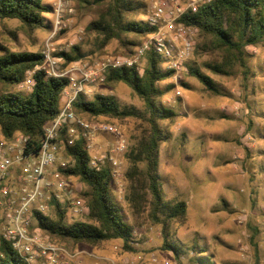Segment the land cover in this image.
Returning a JSON list of instances; mask_svg holds the SVG:
<instances>
[{"label":"rangeland","instance_id":"obj_1","mask_svg":"<svg viewBox=\"0 0 264 264\" xmlns=\"http://www.w3.org/2000/svg\"><path fill=\"white\" fill-rule=\"evenodd\" d=\"M80 1L47 0L54 14L47 15L49 25L43 29L29 30L17 20H0V46L43 54L49 47L53 56L74 46L86 53L94 51V39L85 29L96 16L84 11ZM154 1L145 0L146 9L140 11L139 21H148ZM182 1L204 4L203 0ZM59 5L64 9L60 21L55 12ZM247 50V70L237 66L231 76L213 74L205 63L216 56L196 54L194 50L188 65H196L209 75L217 84L219 95L206 90L188 71L169 80L176 88L163 101L180 116L168 124L172 139L161 146L158 173L165 198L188 204L186 219L170 227L173 240L182 248L181 255L165 250L162 226L153 224L146 214H134L127 201L128 153L145 123L133 118L103 119L102 122L117 125L129 144L128 151L121 156L123 176L115 181L113 193L133 226L136 252L125 250L118 240L98 246L62 243L59 246L77 256L61 257L59 264H200L199 257L203 255L216 264H264V44ZM101 53L122 55L115 41ZM142 65L146 67L147 59ZM20 85L16 91L32 90ZM94 90L86 100H93L97 94L113 96L122 108L147 115L144 102L123 83L97 85ZM84 116L81 115L86 119ZM115 140L112 135H97L93 140L95 150L109 151ZM74 184L81 185L79 181ZM84 219L68 214L67 221Z\"/></svg>","mask_w":264,"mask_h":264},{"label":"trees","instance_id":"obj_2","mask_svg":"<svg viewBox=\"0 0 264 264\" xmlns=\"http://www.w3.org/2000/svg\"><path fill=\"white\" fill-rule=\"evenodd\" d=\"M46 1L0 0V20H17L29 30L43 29L49 25L47 15L54 14L53 6ZM80 4L84 11L96 16L85 29L86 34L94 39L95 50L86 53L80 46H74L68 52L54 55L63 59L65 67L94 59L93 55H100L97 58L104 56L101 52L114 41L122 53L116 56H130L146 37L156 31L147 21L137 19L140 11L146 9L145 0H81ZM181 22L197 30L196 54L216 56L205 63V68L215 75H234L237 66L247 70V49L264 44V0H212L199 5L195 13L184 14ZM0 51V133L5 139L16 135L27 137L28 148L36 152L44 136V127L60 112L68 80L46 76L42 69L45 63L43 53L13 51L4 46H0ZM146 59L143 74L136 68L111 70L106 74L105 84L127 85L144 102L147 115L122 108L116 98L101 94L91 101L84 95L79 96L74 109L79 116L86 115L90 122L133 118L145 123L128 153L127 201L134 214H146L149 221L162 226L165 250L180 256L182 248L173 240L170 227L174 222L186 219L188 204L165 198L158 173L161 146L172 139L168 124L180 116L163 101L176 88L169 83L174 73L163 68L164 61L159 55L151 52ZM188 66L190 77L196 78L209 92L220 94L209 75L196 65ZM29 72H33L34 82L30 93L16 91ZM183 86L191 89L188 83ZM65 155L73 160V164L64 173L80 182L79 194L87 201L89 215L84 220L69 223L68 209L53 203L51 214H36L39 227L57 245L98 246L105 241L118 240L125 250L136 252L133 226L113 193L115 179L112 171L90 167V154L83 139L73 147H66ZM141 166L145 167L144 170ZM199 258L200 264H216L204 255ZM0 264L28 263L9 242L0 239Z\"/></svg>","mask_w":264,"mask_h":264},{"label":"built area","instance_id":"obj_3","mask_svg":"<svg viewBox=\"0 0 264 264\" xmlns=\"http://www.w3.org/2000/svg\"><path fill=\"white\" fill-rule=\"evenodd\" d=\"M211 1L203 0V3ZM198 6V1L155 0L147 22L156 31L130 56L104 55L65 67L63 59L54 57L49 47L44 51L42 69L46 76L68 80L58 116L44 127V136L36 152L28 148L29 139L23 135L12 139L0 135V239L9 242L28 264L37 261L59 264L61 257L75 259L77 256L52 242L39 227L36 217L38 213L51 214L53 203L67 208L72 217L89 215L90 209L79 194L80 188L64 173L73 164L65 155L66 147L85 140L91 168H109L117 182L123 176L121 156L128 151L127 140L117 125L90 122L79 116L74 109L77 98L92 96L95 86L105 84L108 71L136 68L143 74L142 62L151 52L163 59L164 69L173 72L175 79L180 78L188 71L197 36V30L182 23L181 19L190 11L197 12ZM63 11L62 5L55 10L58 21ZM32 78L33 72H29L20 87L31 90ZM64 130L66 135H63ZM103 134L114 136L115 144L109 151H96L93 140Z\"/></svg>","mask_w":264,"mask_h":264}]
</instances>
